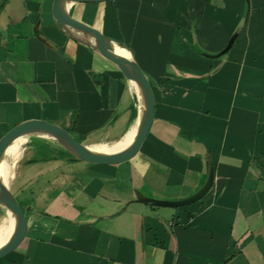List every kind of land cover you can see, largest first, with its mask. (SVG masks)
Listing matches in <instances>:
<instances>
[{
    "label": "crops",
    "instance_id": "obj_1",
    "mask_svg": "<svg viewBox=\"0 0 264 264\" xmlns=\"http://www.w3.org/2000/svg\"><path fill=\"white\" fill-rule=\"evenodd\" d=\"M54 1L25 0L24 20L0 21V139L46 119L84 143L115 142L138 120L137 90L55 19ZM110 3L105 21L115 11L118 24L107 28L120 37L106 35L145 63L153 127L139 154L117 165L30 138L47 153L30 159L41 166L19 190L50 207L32 212L28 236L0 264H264V0ZM102 4L81 3L80 19L94 25ZM212 169L211 190L192 204L139 200L188 198Z\"/></svg>",
    "mask_w": 264,
    "mask_h": 264
},
{
    "label": "water",
    "instance_id": "obj_2",
    "mask_svg": "<svg viewBox=\"0 0 264 264\" xmlns=\"http://www.w3.org/2000/svg\"><path fill=\"white\" fill-rule=\"evenodd\" d=\"M25 0H9L1 13V26L7 28L25 19L27 12L24 6ZM108 0H55L53 14L55 19L68 31L80 38L85 44L92 46L105 58L114 63L130 80L138 94L139 116L141 105V93L144 99V110L140 117L138 133L135 140L127 148L116 152H96L89 148V145L80 141L70 130L58 123L46 119H29L12 127L0 139V162L9 145L19 137L30 135H41L51 138L66 148L73 159L82 160L97 164L117 165L133 159L141 151L147 139L156 116L157 100L150 78L142 69L140 64L133 58H128L115 51V44L118 43L106 36L98 27L76 17L72 8L77 3H101ZM238 33L230 39L227 47L218 55L227 53L233 46ZM95 41H93V39ZM120 44V43H118ZM123 47V44H120ZM127 48V47H126ZM140 86V91L138 87ZM214 184V170L212 169L207 183L195 194L181 200H167L152 197H140L139 200L145 204L158 206L180 207L192 204L202 199ZM0 206L12 211L17 217V226L12 238L0 247V259L8 256L17 250L29 233L30 222L27 210H33L32 206L25 208L10 187L0 178ZM34 212L36 210H33Z\"/></svg>",
    "mask_w": 264,
    "mask_h": 264
},
{
    "label": "bare ground",
    "instance_id": "obj_3",
    "mask_svg": "<svg viewBox=\"0 0 264 264\" xmlns=\"http://www.w3.org/2000/svg\"><path fill=\"white\" fill-rule=\"evenodd\" d=\"M93 41H95L94 38H92ZM115 51L128 57L133 58L132 52L122 45L116 43L114 47ZM140 91V86L136 84ZM144 99L141 93V105H140V116L138 117V120L134 124V126L119 140L113 142V143H100V144H91L89 145V148L96 151V152H116L123 150L127 148L132 142L135 140L138 128H139V122L141 114L144 110ZM37 138V137H36ZM42 139V138H41ZM38 140V139H37ZM27 141L26 137H19L16 140H14L9 147L6 149L1 162H0V178L2 181H4L6 184H9L11 179L14 178L16 174V168L19 163V160L24 154V145ZM34 142V141H32ZM17 226V217L16 215L10 211L7 210V217H5L0 222V247L7 243L13 236Z\"/></svg>",
    "mask_w": 264,
    "mask_h": 264
},
{
    "label": "rangeland",
    "instance_id": "obj_4",
    "mask_svg": "<svg viewBox=\"0 0 264 264\" xmlns=\"http://www.w3.org/2000/svg\"><path fill=\"white\" fill-rule=\"evenodd\" d=\"M111 1L112 0L105 1V2H109V3L101 2L103 4H102V7L100 8V15H99V17H100L99 19L100 20H98V21L97 20H95V21H92L91 20V21L94 23V25L96 27H98L99 29H101L104 32V34H107V35H110V36H114V37H120L119 31H117V30L113 31V29L112 30H109L107 28V24H109V23H112L113 22V26H114V23L118 24L117 23V19H116L115 15H114V12L115 11L113 12L112 20H111V16H110V22L107 21L108 19L105 21V19L107 17V14H109L108 13V10L111 13L113 11V8H114L113 5H112V3H110ZM81 6L82 5L80 3L74 9V11H73L74 15H76V17H79V18L84 17L82 15L81 11H78V10H81L80 9V8H82ZM0 19H1V16H0ZM104 21H105V24H104ZM137 59H138V61L140 63V66L143 68V70H145L146 66H145V63L143 62L142 58L138 55L137 56ZM35 136L36 135L26 136V138L28 140H27L26 144L24 145V147L26 148L30 144L29 145V148L30 149H29L28 153L26 154V157H25L24 161H22V162L20 161L18 163L17 168H16V174H15L14 178L11 179L10 187H11L12 190L14 188L13 191H14L15 195L17 196V198L20 200V202L22 203V205L25 208L33 205L34 206V209L33 210H36L37 208L41 210V209H44V208H48L50 206L49 205H46L44 201L43 202H41V201L39 202L38 200H35L36 199L35 196L32 197L30 195V193L27 192L28 191V187L24 188L22 190L23 192L19 190V188H23V186H21V184H20V182H22V176H24V178H25L27 176L28 172H32V171L35 172V173H37L39 171L38 170V167L41 166V164H38V165H35V166L28 165L30 159H32V157H35V156L36 157L37 156H43L44 153H47L44 149H42L39 145H37V143L35 141L33 143H31V139L30 138H34ZM38 136H41V135H38ZM41 137L47 138V139H50V140H53V139L48 138L46 136H41ZM78 139L80 140L82 138H78ZM113 142L114 141H110L109 143H113ZM85 144H87V143H85ZM87 145H90V144H87ZM18 174H19V179L17 181V185H15L16 177L18 176ZM34 177H35V175H34ZM43 203H44V205H43ZM33 210H27L28 215H29V218L31 217L32 212H34ZM5 217H7V209L5 207L0 208V222Z\"/></svg>",
    "mask_w": 264,
    "mask_h": 264
},
{
    "label": "trees",
    "instance_id": "obj_5",
    "mask_svg": "<svg viewBox=\"0 0 264 264\" xmlns=\"http://www.w3.org/2000/svg\"><path fill=\"white\" fill-rule=\"evenodd\" d=\"M1 2H2V4L5 6L6 5V3L9 1V0H0ZM3 6V7H4ZM69 153V155H70V157H71V159H73V155L70 153V152H68Z\"/></svg>",
    "mask_w": 264,
    "mask_h": 264
}]
</instances>
